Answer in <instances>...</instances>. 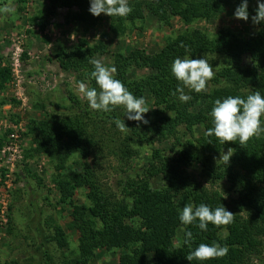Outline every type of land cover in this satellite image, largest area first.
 <instances>
[{"label":"rangeland","instance_id":"374dc122","mask_svg":"<svg viewBox=\"0 0 264 264\" xmlns=\"http://www.w3.org/2000/svg\"><path fill=\"white\" fill-rule=\"evenodd\" d=\"M128 2L133 11L135 3ZM5 6L13 11H0V68H8L12 78L0 86V264H64L79 258L81 253L80 232L71 217L73 209L60 201L57 182L61 177L74 171H88L105 195L115 201L123 199V188L131 181L148 180L154 189L165 188L166 184L161 177L154 179L149 175L152 146L138 145L132 156L124 159L117 151L121 142L131 136L134 127L143 125L128 120L123 107H117V110L130 129L127 133H122L114 125V120L110 119L112 112H107L110 115L104 118L84 119L91 138L105 137L108 140L109 149L105 148L102 154L97 151L88 159L74 154L69 157L65 169L60 171L55 156L39 151L41 139L33 123L82 121L86 109L94 114L84 95L78 91L81 82L78 75L73 70L61 69L58 56L71 53L86 41L91 46L101 44L104 52L95 59L107 67H115L114 56L117 54L128 56L137 51L154 55L189 31L199 30L213 39L224 30L240 39H248L256 36L260 29L252 22V15L247 21L235 18L236 7L226 9L209 21L199 19L189 25L178 17H171L166 23L148 11H145L143 20L135 21H130L127 16L110 17L102 13L97 24L93 25L77 18L78 8L62 7L57 0H0V9ZM207 59L214 71L223 60L218 56ZM152 74L150 70L134 67L130 75L140 80ZM238 80L236 76L229 83L223 81L220 86H235ZM217 87L211 79L203 93H212ZM140 97L145 99L149 108L144 114L149 121L145 125L149 126L156 120L155 112L159 110L156 97L150 90L144 91ZM73 99L77 101L75 105ZM203 105L200 103L189 110L197 121H200L199 110ZM261 124L264 126V118ZM202 135L204 131L200 122L193 131L183 125L177 138L155 141L154 147L177 159L175 152L182 150L188 139ZM260 136H264V132ZM220 157L213 159L212 163L203 160L188 166L186 172L191 186L209 194H220L233 211L240 212L245 218L249 215L257 218L264 230V202L260 191L264 187L235 186L227 174L228 164L219 161ZM89 193V189L79 188L74 197L75 204L93 206ZM243 194L254 200L253 205L243 201ZM174 196L181 212L185 205L191 204L186 192ZM57 230L64 235L59 241ZM181 235L182 231H179L176 246L181 244ZM258 242L256 251L250 253L242 264H264V234ZM127 252L133 253L100 245L83 264H120V257ZM151 259L146 256L147 262Z\"/></svg>","mask_w":264,"mask_h":264},{"label":"trees","instance_id":"16d2710c","mask_svg":"<svg viewBox=\"0 0 264 264\" xmlns=\"http://www.w3.org/2000/svg\"><path fill=\"white\" fill-rule=\"evenodd\" d=\"M65 8L79 9L77 18L86 24H97L99 16H93L90 11V0H57ZM135 4L133 11L127 16L130 21L143 20L145 11L169 23L171 17L180 18L186 25L194 20H211L226 9L238 7L242 0H141ZM264 2V0H260ZM257 0H248V13L256 15ZM259 33L248 39H240L230 31L221 30L213 39L199 30L186 32L171 41L159 53L154 55L132 52L128 56L117 54L115 58V78L122 81L126 88L135 96L146 90L155 94L158 111L156 120L151 125L134 127L131 136H127L118 147V152L124 158L133 154L135 147L141 144L152 146V155L149 165L151 178L161 177L166 187L154 189L148 180L131 181L123 188V199L114 200L105 195L95 178L88 171H74L72 174L61 177L57 188L61 193V204L69 205L73 211V223L80 232V257L64 264H83L92 252L100 245L108 249L133 251L120 257V264H242L250 253L256 251L259 238L264 230L258 219L252 215L246 218L240 212L233 211L230 204L218 193L209 194L205 190L191 186L186 172L188 166L202 163L203 160H212L220 157L229 148L234 153L228 163L229 178L235 186L264 187V136H255L245 145L239 142H225L224 144L214 136H208L207 130L213 127L210 112L215 100L228 96L247 95L259 91L264 95V21L259 24ZM183 45V47L181 46ZM101 44L91 46L82 42L71 53H62L58 62L63 70H73L81 82L88 83L99 90L95 80L90 76L94 70L91 63L95 57L103 53ZM221 57V65H217L215 77L212 81L218 86L212 93H196L185 88V94L191 96L188 102L179 100V93H171L180 86V82L172 75L171 65L177 58L189 57L200 59L204 57ZM136 67L141 70H150L152 75L140 80L131 78V70ZM238 76L235 86H220L222 82H230ZM11 71L0 68V86L11 80ZM73 105L77 103L73 99ZM203 103L199 110L200 121L189 113ZM119 110V109H118ZM117 108L111 111V120L122 119ZM83 119L72 123H51L42 121L33 123L34 129L39 131L38 143L40 152H47L58 159L59 170H64L69 157L80 154L83 158L97 153L102 154L109 149L108 140L100 137L91 138L88 125L84 119L91 117L104 118L110 115L105 112L94 114L85 110ZM182 112H185L182 114ZM264 116L261 117V123ZM202 124L204 135L192 136L183 145L182 150L175 152L177 159L171 158L163 149L154 147L155 141H165L177 138L180 127L185 125L189 131L194 126ZM115 125V123H114ZM88 134V136H87ZM115 151V152H117ZM244 186V187H245ZM79 188L89 189V199L93 206L75 204L74 197ZM262 201L264 202V188ZM186 192L187 199L193 206L201 203L215 209L224 206L235 214L234 222L228 226L216 227L208 224L206 231L198 228L197 222L184 225L179 219L181 211L175 202L176 194ZM243 201L253 205L254 200L243 194ZM182 231L180 245L176 246L178 232ZM191 231L193 238L190 244H185V233ZM61 230H57V240L63 238ZM212 245L219 243L227 246L228 254L222 258L207 261H189L186 255L199 244ZM146 256H151L150 262Z\"/></svg>","mask_w":264,"mask_h":264},{"label":"clouds","instance_id":"9594fccd","mask_svg":"<svg viewBox=\"0 0 264 264\" xmlns=\"http://www.w3.org/2000/svg\"><path fill=\"white\" fill-rule=\"evenodd\" d=\"M257 4L256 15L251 17L254 24L264 21V2L257 0ZM0 11L9 13L13 9L5 6ZM89 11L97 17L102 13L110 17H126L132 12V8L129 6L128 0H90ZM234 16L245 21L249 19L248 0H242L235 9ZM181 46L183 47V45ZM91 63L94 70L90 76L95 80L99 90L96 87H88L84 82L78 83V91L84 95L89 107L92 110L105 113L111 112L117 107H123L124 115L128 120L148 124L149 121L144 116L149 111L145 99L135 96L122 81L114 77L117 71L115 67H107L99 59L92 60ZM171 73L180 82V86L171 94L176 96L179 93V100L185 103L191 99V96L185 94V88L196 93L204 92L208 81L215 76L214 68L207 57L200 59L177 57L171 65ZM210 116L213 127L207 130L208 136H214L221 144L238 141L243 146L251 138L264 132V126L261 124V117L264 116V95L255 91L247 95L246 98L230 95L223 100L217 99ZM114 123L122 133L130 131L123 119H115ZM233 153L234 149L229 148L227 153L221 154L219 161L227 165ZM234 218L235 214L228 211L223 205L212 209L203 203L199 206L187 204L179 215L182 224L192 225L198 221L197 226L203 231L207 230L209 223L216 227L228 226L234 222ZM192 238V232L187 231L185 244H190ZM228 251L226 245L201 243L186 255V259L207 261L222 258L228 254Z\"/></svg>","mask_w":264,"mask_h":264}]
</instances>
